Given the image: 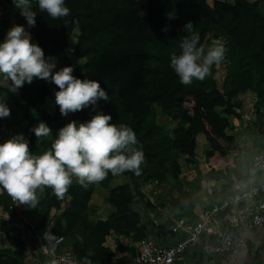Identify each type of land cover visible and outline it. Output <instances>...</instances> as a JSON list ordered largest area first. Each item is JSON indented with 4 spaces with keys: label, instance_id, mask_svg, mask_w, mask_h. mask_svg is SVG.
I'll return each instance as SVG.
<instances>
[{
    "label": "trees",
    "instance_id": "obj_1",
    "mask_svg": "<svg viewBox=\"0 0 264 264\" xmlns=\"http://www.w3.org/2000/svg\"><path fill=\"white\" fill-rule=\"evenodd\" d=\"M260 3L261 0H65L70 15L53 20L39 11L33 0L36 24L29 28L11 0H0V41L12 24L23 25L45 56L54 58L55 70L65 62V66L73 67L75 77L97 80L109 95V102L99 101L95 110L90 106L61 116L54 103V92L58 91L54 84L34 79L12 94L0 80V97L23 111L30 151L42 154L50 149L61 127L73 120L77 124L90 120L100 111L112 117L110 123L130 126L145 155L139 176L132 172L118 176L109 173L104 181L87 188L74 179L62 200L51 189H45L33 209L39 218L37 227L50 222L49 231L62 237L63 249L77 259L110 262L118 257V264H127L128 251L120 244L112 251L105 242L106 238L134 236L139 241L148 236L141 212L134 206L137 199L143 210L154 207L142 186L162 185L169 176L177 179L182 168L196 167L194 159H204L210 168L228 169L233 164L231 156L240 149L227 131L233 130L235 119L245 120L243 99L249 94L255 96L253 122L264 154V8ZM189 21L200 43L210 45L212 40L222 39L227 52L225 61L213 68L211 76L203 81L194 79L185 86L170 67V56L179 54L180 40L186 34L182 29ZM164 28L167 31H162ZM47 96L53 100L51 112L38 108ZM40 121L52 129V135L37 140L30 129ZM117 178L123 182L114 183ZM93 200L105 202L112 213L98 218L91 208ZM0 210L11 219L29 214L26 206L12 204L3 192ZM228 213L229 209L220 212L219 218L225 220ZM5 223L0 221L2 226ZM12 227L0 230V264H24V254L28 255L25 233L18 229L19 234L12 239L10 233L16 229ZM157 229L163 231L164 237L176 236L163 227Z\"/></svg>",
    "mask_w": 264,
    "mask_h": 264
},
{
    "label": "clouds",
    "instance_id": "obj_2",
    "mask_svg": "<svg viewBox=\"0 0 264 264\" xmlns=\"http://www.w3.org/2000/svg\"><path fill=\"white\" fill-rule=\"evenodd\" d=\"M11 2L27 26L35 27L37 12L33 10V0ZM35 6L53 20L70 15L65 0H35ZM182 31L186 34L180 40L179 54L170 56V67L182 85L190 86L194 79L203 81L211 76L213 68L225 61L227 49L222 39H214L210 45L200 43L191 21L184 24ZM55 69L54 58L46 57L43 49L32 42L30 32H26L23 25L12 24L0 41V80L8 92L16 94L34 79L54 84L58 88L54 92V103L61 116L90 106L95 110L101 100L109 102L108 93L97 80L75 77L72 66ZM10 115L6 103L0 102V118ZM110 121L112 117L100 111L85 122L70 121L57 131L50 149L39 155L30 151L22 133L0 143V192L6 193L18 206L36 209L40 202L38 193L42 195L45 189H51L52 194L62 200L74 179L87 188L104 181L109 173L112 176L125 172L141 175V165L145 162L143 145L130 126ZM30 131L37 140L52 135V129L43 121ZM252 175L255 176V170ZM43 239L41 250L55 257L59 238L46 230ZM49 264L57 262L52 259Z\"/></svg>",
    "mask_w": 264,
    "mask_h": 264
},
{
    "label": "crops",
    "instance_id": "obj_3",
    "mask_svg": "<svg viewBox=\"0 0 264 264\" xmlns=\"http://www.w3.org/2000/svg\"><path fill=\"white\" fill-rule=\"evenodd\" d=\"M261 6V5H260ZM262 7V6H261ZM0 102L6 103L9 107L11 115L8 118H0V143L16 134H23L25 139L26 121L23 120V111L17 109L12 102L4 101L0 97ZM227 134L232 136L237 142L240 151L231 156L233 164L228 169L210 168L206 165L204 159H194L196 167L185 168L181 170L177 179L168 177V180L157 187L155 191V199L157 205L150 199L153 204V209L143 210L142 203L136 206L141 212V223L151 221V225H147V231L153 230V234L158 236L156 242L164 245H171L178 240V236L167 235L163 236V231L158 232L157 227H163L166 230H171L178 223L193 225L202 217L204 210L219 205L232 195L239 188L251 187L258 179L259 174L253 168V158L262 152V139L255 131H252L245 120H234L233 130L227 131ZM144 165V164H143ZM142 165V166H143ZM188 169V170H186ZM255 170V176L252 175ZM180 186V187H179ZM183 186V187H182ZM38 195H40L38 193ZM15 203V202H13ZM27 208L28 215H34L35 221H38V216L33 213L32 208ZM241 206L237 208L240 210ZM23 215V214H21ZM0 218L2 223L6 222L1 228H13L15 226L7 213L0 210ZM146 219V220H145ZM11 225H9V223ZM50 223V222H49ZM47 223L37 228V233L43 237V233L50 229V224ZM13 231V229H12ZM11 231V232H12ZM22 231V230H21ZM25 233V239L27 233ZM17 235L18 229H14ZM153 235V236H154ZM249 242V249L241 252L238 255L228 259L210 258L195 251H189L181 258L183 262L191 264H264V230L252 229L245 233ZM154 238V237H153ZM134 236L130 238L118 237L117 239L106 238L105 246L112 251L120 244L127 250V264H132L137 255V241ZM257 247V250L255 248ZM38 245L34 247L31 255L24 254V264H49L48 257L40 253ZM118 257H114L116 260Z\"/></svg>",
    "mask_w": 264,
    "mask_h": 264
},
{
    "label": "built area",
    "instance_id": "obj_4",
    "mask_svg": "<svg viewBox=\"0 0 264 264\" xmlns=\"http://www.w3.org/2000/svg\"><path fill=\"white\" fill-rule=\"evenodd\" d=\"M252 166L259 177L251 187L239 188L219 205H213L202 213L199 221L189 226L178 223L171 228L178 240L171 245L159 244L149 234L137 242V255L132 264H191L182 262L181 258L189 251L198 252L210 258L228 259L249 250V242L245 236L248 230H264V154L253 158ZM15 204V203H14ZM241 206L240 210H237ZM229 209L225 220L219 213ZM11 221L19 230L25 231V252L31 255L36 245L40 253L55 259L57 264H118L110 262H93L77 259L71 251L62 247L64 239L59 238L56 256L45 255L40 245L43 237L37 233L38 221L30 216L19 214Z\"/></svg>",
    "mask_w": 264,
    "mask_h": 264
},
{
    "label": "rangeland",
    "instance_id": "obj_5",
    "mask_svg": "<svg viewBox=\"0 0 264 264\" xmlns=\"http://www.w3.org/2000/svg\"><path fill=\"white\" fill-rule=\"evenodd\" d=\"M261 6L264 8V0H261ZM76 34H78V31L77 29L74 31L73 33V37L71 39V44L74 45L75 44V37ZM69 51V50H68ZM68 57V54L64 55V60H66ZM65 62L63 63V66L64 67L65 65ZM51 94H53V90H51ZM255 101V96L252 95V94H249L247 95V97H245L243 99V104H245V108L242 110V114H243V117L245 118V121L246 123L249 125L250 129L252 131H255L256 129V125L254 124L253 122V116H254V113H252V105ZM52 106H53V100H52V97L51 96H47L46 99H45V102L41 105L38 106V108H44L45 110H47L48 112H51L52 110ZM18 109V108H17ZM19 110V109H18ZM33 110H36V109H33ZM262 111H264V109H262ZM161 119V121H165L163 118H159V120ZM242 120V119H241ZM144 164V163H143ZM142 164V165H143ZM141 165V166H142ZM185 168H182V170H184ZM188 170V169H186ZM123 182V179H116V181H114V183H121ZM157 187L155 184H147V185H144L142 186L141 190L142 192L146 195V197L150 200H152L154 202V204L157 205V200L155 199L156 195H155V191H157ZM180 187V186H179ZM183 187V186H182ZM12 204H13V201H12ZM139 202H137V199H135L134 201V206L135 208H137L136 206H138ZM158 206V205H157ZM91 208H93L95 210V215L98 217V218H101V219H104V218H107L111 213H112V209L105 203V202H102L100 200H93L91 202ZM34 215H30L31 218L35 219L33 217ZM146 220V219H145ZM9 225L10 222H8ZM148 226L151 225V221H146V223ZM3 228L0 227V230H2ZM21 231V230H20ZM153 230H150L149 231V236L152 238V239H158V236L157 234L154 235ZM22 232V231H21ZM10 235L12 236V239H14L16 237V234L14 233V230L10 233ZM154 235V236H153ZM154 237V238H153Z\"/></svg>",
    "mask_w": 264,
    "mask_h": 264
},
{
    "label": "water",
    "instance_id": "obj_6",
    "mask_svg": "<svg viewBox=\"0 0 264 264\" xmlns=\"http://www.w3.org/2000/svg\"><path fill=\"white\" fill-rule=\"evenodd\" d=\"M257 250V247L255 248V250L254 251H256Z\"/></svg>",
    "mask_w": 264,
    "mask_h": 264
}]
</instances>
